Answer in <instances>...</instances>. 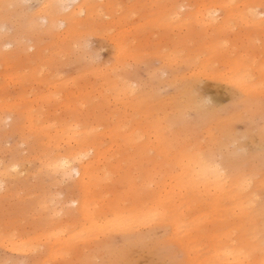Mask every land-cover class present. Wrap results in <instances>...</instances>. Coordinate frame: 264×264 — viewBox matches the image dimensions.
<instances>
[{
	"label": "rangeland",
	"instance_id": "obj_1",
	"mask_svg": "<svg viewBox=\"0 0 264 264\" xmlns=\"http://www.w3.org/2000/svg\"><path fill=\"white\" fill-rule=\"evenodd\" d=\"M81 1L67 0L71 7L66 10L77 9ZM17 2V17L26 19L42 10L46 0ZM88 3L96 11L87 15L82 8L67 37V45L81 41L79 48L85 60L78 59L75 52L62 57L57 68L64 82L56 91L68 100V89L74 88L68 77L84 67L106 68L113 60L115 42L111 38H118L125 49L120 55L122 76L132 87L121 91L118 127L109 141L112 149L118 145L122 158L115 159L116 168L112 164L108 168L121 177L105 178L100 168L92 166L93 175L99 178L88 185L85 194L89 211L86 222L74 208L77 201L68 202L71 211L64 213L67 210L61 208V200L72 179L40 171L39 159L20 141L38 139L27 128L38 124L40 110L34 107V96L47 91L46 85L37 82L50 79L35 76L30 65L56 47L54 35L26 33L40 51L36 44L27 52L13 42L7 44L10 58L0 59L1 114L13 110L17 119L12 121L10 116L0 122V264H91L94 254V262L102 264H220L215 251L231 238L234 247L243 252L233 263L222 264H264V27L260 20L264 0ZM13 7L14 0H0V9ZM86 16L91 20L84 23L81 20ZM66 26L62 23V29ZM14 29L11 24L7 27L9 36ZM172 73L194 84L200 108L209 115L195 127L177 119L183 112L184 120L189 121L193 113L177 102L176 85L166 84ZM44 109L47 111L41 118L61 114L54 102ZM26 117H30L29 122ZM44 148L37 145L38 155ZM16 155L24 161L17 172L8 166ZM225 160H232L234 166L226 165ZM220 162L225 169L222 166L223 170H218L215 164ZM236 175H242V184L247 183L240 197L243 192H253L251 200L255 203L250 207L260 208L254 214L230 202V180ZM178 177L182 187L176 188L183 191L169 190V183ZM73 190L79 197L80 188L74 186ZM137 199L149 201L142 203L144 211L156 206V216L163 219L140 228L150 235L157 231L160 246L156 249L152 237L136 241L131 251L121 249L112 263L111 251L106 252L117 247L121 233L101 232L93 225L108 221L109 226L114 206H124L122 213L131 216L127 206ZM247 214L259 228L254 237L244 220ZM110 233L113 239L108 248H112L94 253L92 247ZM240 237L247 240L248 248ZM19 239L28 240L30 252L10 250L1 243Z\"/></svg>",
	"mask_w": 264,
	"mask_h": 264
},
{
	"label": "bare ground",
	"instance_id": "obj_2",
	"mask_svg": "<svg viewBox=\"0 0 264 264\" xmlns=\"http://www.w3.org/2000/svg\"><path fill=\"white\" fill-rule=\"evenodd\" d=\"M66 1L67 0H46L42 10L26 17V19H20L17 17V14L20 12V5L17 0H14L13 9H0V59L7 61L10 58V53L5 48L7 44L13 42L19 50L27 52V49L30 46H34L37 43L35 42L32 44L29 42L26 33L33 35L36 33L40 34L41 32L54 35L56 47L49 51L45 57L41 56L34 64L30 65L35 76L44 77V80L47 78L50 79L44 82H37L38 84L42 83L43 85H46L47 91L34 96V107L40 110L38 124L27 128V132L35 134L38 139L36 138L32 142H29L27 138H22L20 141L25 143V149L30 151V155L39 159L40 171L47 172L51 175L59 174L60 177H68L72 179V182L66 188L65 196L61 200V208L65 207L67 211L64 213L69 214L71 210L67 203L77 201V206L74 208H76L82 215V220L85 223V220L89 215L86 202L87 197L85 194L88 185L93 184V182L99 178L98 176L93 175L92 166L100 168L103 173L102 176L105 178L121 177V174L114 171L110 172V169L108 168L110 164L114 165L116 168L118 164L115 159L122 158L118 145L112 149L109 147V141L112 138V131L118 127L117 117L120 114L121 91L131 90L132 87L129 88V85L124 81L121 72L120 55L124 54L125 49L119 42H117V37H112V42H115L112 49V62L109 63L106 68H100L98 70H94L95 67L94 69L85 67L80 68L75 76L67 78H71L74 88L70 86L71 82L66 79L67 84L70 86L68 89L70 93L68 100H64L63 95L58 94V91L56 90H59L64 82L62 80L63 77L59 74L57 68L62 57H69L72 52H75L78 59L85 60V57L82 55L79 48L82 44L81 41H79L77 45H67L68 33L74 29V21L78 22L76 18L82 8L87 12V15H92L93 12L96 11V7H93L92 4L89 5L88 0H82L77 9L73 8L71 10H66L68 5ZM102 2L107 4L110 0H102ZM212 16L213 15L210 16L211 19H214ZM90 20L91 18L86 16L81 21L85 23ZM64 22H66L67 26L62 29V23ZM10 24L14 25L15 29L9 36L7 33V27H9ZM23 35L26 37L27 41L22 39L21 36ZM49 44L51 48L53 45V39ZM36 46L40 51V46L38 44H36ZM39 51L36 50V53H39ZM90 78H93V81H90ZM244 79L245 78L242 79L241 83L245 86L247 85V82L244 81ZM166 84L176 85V93H174V96L177 99V102L181 103L182 108L191 109L193 113L191 120L186 121L184 120L183 112H181L177 119L181 121L182 124L189 127H195L198 123L209 118V115L200 108L199 98L195 94V86L191 81L178 78L176 74L172 73L170 77L166 78ZM48 92L50 93L48 94ZM38 97H40V106L36 103ZM28 101L29 100L26 99L24 100L26 103ZM49 102H54V106L61 110V114L53 118L45 116L41 118L40 115L47 111L44 108ZM233 110L234 109H232L230 113ZM1 112L2 106L0 105V122L10 116H12V121L17 119L13 110L11 113L6 112L5 114H1ZM213 115H215V113ZM26 118L29 122L28 119H30V117ZM37 145L45 147L39 155L36 150ZM142 151H145L144 147L142 148ZM208 159L212 162L209 154ZM62 161H68L70 166L66 169L59 167ZM23 162V159L16 155L12 157L8 166L17 172V166ZM224 162L230 167H233L235 164L232 160H225ZM224 162L215 164L216 167H218V170L225 169L223 166L225 165ZM201 172L207 174L205 170ZM112 173H114L115 176H112ZM213 174L216 175V173ZM149 176L143 177L146 178ZM180 177H178L176 181L174 180L175 182L169 183V190H175L177 189L176 187H182V177ZM242 180V175L233 176L230 180V186L232 189L230 202L232 203L233 201V203H238L241 208H248L250 209L251 214H254L259 211L260 208L252 210V207H250L252 203H255L254 200H251L253 199V194H251L253 192L250 193L249 191L246 192V194L243 192V197H240V192L247 186V183L242 184ZM214 185L218 188L220 186L219 183H215ZM74 186L80 188L81 194L79 197L75 195L73 190ZM0 187H3V184H0ZM212 189H214L216 193L217 188L214 187ZM165 191L167 192L168 189L165 188ZM178 191L182 192L183 190ZM214 201L217 202V198H214ZM120 202L121 201H118L117 203ZM143 202L148 203L149 201H146V199H137V201L132 202L127 206L132 211L131 216L122 213V208L124 206L121 208L118 206L111 207L110 214L112 216L111 220L113 221L110 225L112 226H108V221H98L97 223H94L93 227L101 232L103 230H107L108 232L115 230L121 233V239L119 242H116L118 243L116 245L117 247L113 248V251L109 250L106 252L107 255L110 254L111 251L109 257L112 260V263L113 260L118 257L121 249L127 247V251H131V246L136 241L145 242L146 240L149 241V237H152L156 249L160 246V238L157 235V231L154 230L153 235H150L146 231H141L140 229L141 227L144 228V226L150 225L154 221H163L161 215L156 216L158 212H154L157 208L156 206H152V209L149 211H144L145 207L142 204ZM159 213L161 214V212ZM244 220L250 224L251 236L254 237L259 228L252 222L253 218L250 214H247L246 219ZM152 238H150V240ZM112 239L113 237L110 233L105 238L97 241L91 250L95 251L94 253L97 254L104 252V250L111 245ZM233 240V238L228 239L227 242L218 246V249L215 251V257L220 264L233 263L236 256L243 252L241 249L234 247L236 243L233 242ZM1 243L4 247L10 250L30 252L31 249L27 239H19L18 241L1 240ZM241 243L248 248V242L246 239L241 238ZM120 246L122 248H120ZM110 248H112V246ZM171 256L176 257V254L172 253ZM94 258L95 254L90 258L91 264H102L100 262L95 263Z\"/></svg>",
	"mask_w": 264,
	"mask_h": 264
},
{
	"label": "snow or ice",
	"instance_id": "obj_3",
	"mask_svg": "<svg viewBox=\"0 0 264 264\" xmlns=\"http://www.w3.org/2000/svg\"><path fill=\"white\" fill-rule=\"evenodd\" d=\"M68 7H71V5H67ZM260 20L262 22V27H264V6H261V14H260ZM70 165H69V162L68 161H62L61 164L59 165V167L61 168H68Z\"/></svg>",
	"mask_w": 264,
	"mask_h": 264
}]
</instances>
